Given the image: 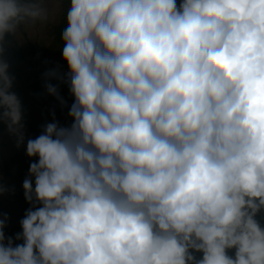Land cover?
Returning <instances> with one entry per match:
<instances>
[{
    "label": "clouds",
    "instance_id": "1",
    "mask_svg": "<svg viewBox=\"0 0 264 264\" xmlns=\"http://www.w3.org/2000/svg\"><path fill=\"white\" fill-rule=\"evenodd\" d=\"M46 3L0 0V123L38 158L0 264H264V0H67L72 123L26 140L2 56Z\"/></svg>",
    "mask_w": 264,
    "mask_h": 264
},
{
    "label": "crops",
    "instance_id": "2",
    "mask_svg": "<svg viewBox=\"0 0 264 264\" xmlns=\"http://www.w3.org/2000/svg\"><path fill=\"white\" fill-rule=\"evenodd\" d=\"M48 10V20L22 26L17 35L10 38L11 44L5 47L2 56L10 65V74L15 78L13 91L18 95L22 104L26 140L39 136L43 131V126L53 122V119L61 126L64 120L58 110V100L48 95L45 90V81L41 84L42 94L37 96L32 94L30 87L32 76L16 55L19 47H25L29 43L50 50L57 44L54 42L52 29L60 20H55L54 11ZM37 159L26 155V141L25 145L17 147L15 137L9 134L6 125L0 123V186L4 188V191L0 193V215L5 212V200L7 199L14 198V205H19L20 209L28 210L31 207L24 198L22 185L23 181L29 178V165ZM21 198L25 200L26 205H22ZM229 254H234V250H230Z\"/></svg>",
    "mask_w": 264,
    "mask_h": 264
},
{
    "label": "trees",
    "instance_id": "3",
    "mask_svg": "<svg viewBox=\"0 0 264 264\" xmlns=\"http://www.w3.org/2000/svg\"><path fill=\"white\" fill-rule=\"evenodd\" d=\"M65 26L66 12L62 14L59 23L54 25L52 29L54 42L60 46H62L60 35ZM10 38L11 37H9V39ZM50 54L51 50L49 48H41L40 46L31 43L27 44L25 47H19L16 53L18 60L25 66L32 76L30 87L32 88V94L35 96L42 94L41 84L45 81L43 74L46 71L54 68ZM63 66H65V72H67L68 66L65 61ZM49 82L58 85L60 95L66 102L64 105H61V103L58 101V110L64 119L62 126H69L70 124L66 120V115L72 103L74 102V98L69 92L68 84L59 82L55 79H52ZM256 219L258 222H264L263 211L257 215Z\"/></svg>",
    "mask_w": 264,
    "mask_h": 264
},
{
    "label": "rangeland",
    "instance_id": "4",
    "mask_svg": "<svg viewBox=\"0 0 264 264\" xmlns=\"http://www.w3.org/2000/svg\"><path fill=\"white\" fill-rule=\"evenodd\" d=\"M179 3L180 0H177ZM46 7L54 11L55 20H60L62 14L67 11L68 3L67 0H47ZM54 21V19H52ZM60 45L55 44L51 49V59L53 61L54 68H59L61 72H65L64 60L62 58ZM66 73V72H65ZM69 111V110H68ZM66 120L69 124L72 123L71 118L68 116V112L66 115ZM6 207L5 212L2 213V216L5 219L6 227L9 232L10 237H15V235L22 231L20 226V221L24 218L27 210L20 209L19 205H14V198L5 200ZM22 205H26V202L23 198L20 199ZM264 213V211H263ZM1 214V213H0ZM261 226H264V222H259ZM22 241H16V243H21Z\"/></svg>",
    "mask_w": 264,
    "mask_h": 264
},
{
    "label": "built area",
    "instance_id": "5",
    "mask_svg": "<svg viewBox=\"0 0 264 264\" xmlns=\"http://www.w3.org/2000/svg\"><path fill=\"white\" fill-rule=\"evenodd\" d=\"M0 219H3V217L0 216ZM4 232H5V235H6V236L10 237L9 234H8V232H7V229H6V228L4 229Z\"/></svg>",
    "mask_w": 264,
    "mask_h": 264
}]
</instances>
